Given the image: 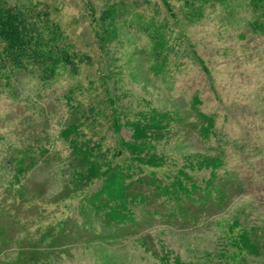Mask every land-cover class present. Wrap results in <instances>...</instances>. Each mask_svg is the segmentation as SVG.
<instances>
[{
  "label": "rangeland",
  "instance_id": "374dc122",
  "mask_svg": "<svg viewBox=\"0 0 264 264\" xmlns=\"http://www.w3.org/2000/svg\"><path fill=\"white\" fill-rule=\"evenodd\" d=\"M3 1L47 4L67 50L77 56L50 80L38 71H1L0 264H21V250L29 257L38 248L36 256L50 264H160L165 253L170 263L178 257L183 264H264V34L251 26L264 23V9L252 0ZM106 96L124 115L121 122L152 111L170 117L153 141L163 161L144 169L152 175L135 172L127 179L129 192L144 199L129 206L133 220L121 225L68 198L70 150L59 136L77 112L97 108ZM110 108L96 116L98 128H81L92 140L104 136V150L115 141L103 117ZM198 111L214 120L208 139L198 131L204 124ZM131 134L130 125L121 128L125 141ZM27 147L39 161L22 189L10 187L12 163ZM196 155L222 160L211 198L198 189L193 199L177 195L179 202L159 191ZM210 170L185 168L187 186L204 187ZM99 185L84 189L92 194ZM234 220V234L254 230L249 235L259 254L235 251L227 238Z\"/></svg>",
  "mask_w": 264,
  "mask_h": 264
},
{
  "label": "trees",
  "instance_id": "16d2710c",
  "mask_svg": "<svg viewBox=\"0 0 264 264\" xmlns=\"http://www.w3.org/2000/svg\"><path fill=\"white\" fill-rule=\"evenodd\" d=\"M252 4L254 7L264 9V0H252ZM165 5L170 10L171 6L168 2H165ZM113 12L111 11V14ZM51 13L48 5L42 2L8 5L5 1L0 0V75L2 69H6L10 73L14 70L21 72L38 71L42 79L50 80L57 75L60 68H69L75 65L74 59L77 55L69 53L67 50L68 44L65 35L60 26L52 19ZM251 26L254 32L264 34V23L254 21ZM86 58L81 56L80 60ZM198 60L202 68L206 70L203 62L200 59ZM102 77L104 81L105 76ZM106 97L105 100L97 102V108L91 105L77 112L78 120L68 124L60 131L59 136L70 150L68 158V161H70L67 166L71 174L67 182L71 194H75L68 195V198L72 200L77 197L82 199L93 207L95 216H99L100 213L103 218L102 212L105 211L109 224L121 225L133 220V212L129 206L134 204L137 199L139 202L144 199L140 193L129 192L132 183L127 182V179L136 175L135 172L142 173L144 171L152 175L154 171L144 169L157 167L163 161L162 156L155 155L153 141L160 138L158 131L166 127L170 117L167 112L158 114L152 111L151 116L148 118L143 116L142 119L131 123L121 122L124 115L117 110L115 100L111 96ZM71 102L72 98L67 97L66 103L70 105ZM105 103L111 108L107 115L108 118L104 115L103 117L110 122V128L108 129L111 130L115 141L112 148L104 150L102 147L104 136H99L98 141L92 140V138L86 137L81 128L98 125L100 121L97 117L101 118L102 111L107 107ZM198 103L199 100L194 97L193 105L195 106ZM78 106L77 104L74 108H78ZM197 114L204 123L198 127V131L203 138L208 139L214 127V120L199 111ZM128 125L132 128L131 140L125 141L120 132L123 126ZM93 131L92 133L96 136L100 130ZM44 150L45 148H41V151ZM126 152H128V156ZM40 157L42 159L41 155ZM38 161L36 152L31 148L27 147L19 150L18 156H15L12 163L13 175L8 185L10 187L20 185L22 189L21 180L37 165ZM221 164L222 160L218 156H188L186 164L177 171V176L173 182L168 186L159 188V191H162L168 197L183 195L188 199H193L191 194L201 189L207 198H211L212 189L215 188L213 181L216 178V170L221 167ZM6 165L9 164L6 163ZM194 166L198 169H211L209 177L204 181V187H198L195 183H191L190 187L187 186L190 176L184 172V169H193ZM95 181H100V185L95 192L90 194L89 190L84 188L91 187ZM131 197L133 199H130ZM175 199L179 202L182 201L180 196ZM237 222V220H234L233 225L230 226L227 237L230 244L239 253L246 251L250 254H259L257 243L253 242L249 235L252 229L234 234V227L238 225ZM56 227H58V223ZM49 245L55 244L50 242ZM38 249L31 250L34 252L31 255L29 254V257H27L26 250H21L20 263L50 264V261H43L41 257L36 256ZM7 264L13 263L7 262ZM160 264L183 263L178 257H174L173 263H170L169 253H165L160 257Z\"/></svg>",
  "mask_w": 264,
  "mask_h": 264
}]
</instances>
